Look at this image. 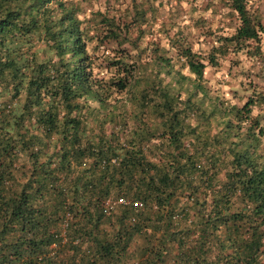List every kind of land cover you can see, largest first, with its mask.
<instances>
[{
    "label": "trees",
    "instance_id": "trees-1",
    "mask_svg": "<svg viewBox=\"0 0 264 264\" xmlns=\"http://www.w3.org/2000/svg\"><path fill=\"white\" fill-rule=\"evenodd\" d=\"M227 1L239 26L204 59L169 31L142 47L139 10L0 0V264H264V95L205 78L260 53L264 25Z\"/></svg>",
    "mask_w": 264,
    "mask_h": 264
},
{
    "label": "rangeland",
    "instance_id": "rangeland-1",
    "mask_svg": "<svg viewBox=\"0 0 264 264\" xmlns=\"http://www.w3.org/2000/svg\"><path fill=\"white\" fill-rule=\"evenodd\" d=\"M83 1L82 7L87 18H92L91 12L100 11L108 17L123 18L127 22L132 21L138 10L145 12L149 20L156 19H153L149 25L142 26L147 33L140 42L142 47L155 42L169 49L170 40L166 33L169 31L170 37L176 34H179V37L183 36L186 45L192 46L193 50L201 53L204 59H208L212 46L220 45L219 38L234 35L235 28L239 26L227 0ZM249 6L260 16L264 25V0H250ZM201 19H205L207 24L199 22L196 24V21ZM137 36V30L134 29L132 37L135 39ZM260 44L261 52L254 56H249L246 51L230 52L227 56L218 58L217 67L209 66L205 70V78L208 81L206 85L213 94L218 92L239 106L254 94L264 95V36ZM124 47L130 51L128 44ZM115 48L116 45L106 43L99 55L121 56V53L113 51ZM131 54L135 56L136 51H131ZM182 71L191 76L187 68ZM96 73L99 77L106 75L102 68L96 69ZM192 78L194 79L193 76ZM254 114L264 117V105L256 108Z\"/></svg>",
    "mask_w": 264,
    "mask_h": 264
},
{
    "label": "built area",
    "instance_id": "built-area-1",
    "mask_svg": "<svg viewBox=\"0 0 264 264\" xmlns=\"http://www.w3.org/2000/svg\"><path fill=\"white\" fill-rule=\"evenodd\" d=\"M117 204H128V202L124 198H119L115 203L112 201L107 202L108 211L113 209V207Z\"/></svg>",
    "mask_w": 264,
    "mask_h": 264
}]
</instances>
